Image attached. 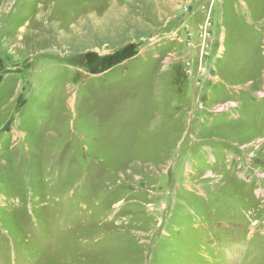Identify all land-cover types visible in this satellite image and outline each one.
<instances>
[{"label":"rangeland","instance_id":"obj_1","mask_svg":"<svg viewBox=\"0 0 264 264\" xmlns=\"http://www.w3.org/2000/svg\"><path fill=\"white\" fill-rule=\"evenodd\" d=\"M0 264H264V0H0Z\"/></svg>","mask_w":264,"mask_h":264}]
</instances>
